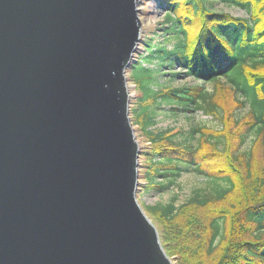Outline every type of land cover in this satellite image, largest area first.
<instances>
[{
	"label": "water",
	"instance_id": "obj_1",
	"mask_svg": "<svg viewBox=\"0 0 264 264\" xmlns=\"http://www.w3.org/2000/svg\"><path fill=\"white\" fill-rule=\"evenodd\" d=\"M140 0H0V264H175L137 200Z\"/></svg>",
	"mask_w": 264,
	"mask_h": 264
},
{
	"label": "trees",
	"instance_id": "obj_2",
	"mask_svg": "<svg viewBox=\"0 0 264 264\" xmlns=\"http://www.w3.org/2000/svg\"><path fill=\"white\" fill-rule=\"evenodd\" d=\"M163 3L164 35L175 45L168 51L167 43L147 44L148 55L132 64L129 75L137 92L132 124L151 146L141 153L139 181L144 185L138 191L163 193L190 169L224 185L180 206L172 199L143 210L176 264H264V0ZM217 3L248 16L216 11ZM154 59L160 68L176 65L185 77L213 85L212 92L200 86L155 89L157 72L145 67ZM168 76L171 81L179 77ZM162 106L216 116L221 129L195 127L190 135L197 144L182 145L173 130L155 131ZM250 136V149L243 152Z\"/></svg>",
	"mask_w": 264,
	"mask_h": 264
},
{
	"label": "rangeland",
	"instance_id": "obj_3",
	"mask_svg": "<svg viewBox=\"0 0 264 264\" xmlns=\"http://www.w3.org/2000/svg\"><path fill=\"white\" fill-rule=\"evenodd\" d=\"M141 1V19L143 23V37H142V44L139 46L137 53L135 54V61L140 62L143 61L144 58L148 55L149 50L146 47L147 44H150L151 47L157 46V44L162 43V37L159 38V33L162 34V27H163V16H164V3L162 0H140ZM161 5V6H160ZM214 10L220 12H226L231 14L234 17L240 18H247V13L245 11L237 10L234 8H227L221 4H215ZM165 39V38H164ZM169 43L166 47L167 50L172 48V44L176 42L175 39H168ZM172 40V41H171ZM150 63L147 65L145 64L146 68L153 70L156 73V84L154 85L155 89L159 87H166V88H180L182 86H200L203 87L208 92H212L213 85L211 84H203L194 82L191 79L186 78L185 76H180L175 78L174 81H171L170 77L168 76L169 68L168 67H159L160 64L157 60H149ZM132 66H130L128 70V78L129 75L132 74ZM159 69V70H158ZM175 72L178 68L177 66L173 69ZM182 71L179 72L181 74ZM158 84V85H157ZM135 85L129 82V90L131 93L132 101L131 106L134 100L137 97V92L135 91ZM172 108L169 106H162L158 109L156 115V122L157 125L154 128L155 131L159 130H166L171 129L174 133L177 134L176 141L182 145H196L197 139L196 137H192L190 134L191 130L195 127H204L206 126L207 129L214 130V128H219L220 120L218 117L212 116L213 120H206L202 115L199 113H185L180 112L175 113L172 112ZM245 114V111L238 112V115L242 116ZM131 117V112H130ZM215 123V124H214ZM213 126V127H212ZM134 128L136 139L139 143L141 152L144 149H149L151 146L149 143H146L142 138L140 132L137 130L136 127ZM218 131V130H217ZM254 137L250 136L244 146L242 147V151L246 152L250 149ZM141 164V160H140ZM140 178V173H139ZM144 185V183H141ZM224 184L212 182L210 180L205 179L202 176H199L197 173L190 169L182 173V175L175 181L174 185L163 193H154V192H137V199L141 207L146 206H154L157 204L165 205L169 203L172 199H176V205L180 206L186 203L189 199L196 195H209L214 194L219 188H222ZM151 220V219H150ZM153 223V222H152ZM156 227V226H155ZM176 264V263H175Z\"/></svg>",
	"mask_w": 264,
	"mask_h": 264
}]
</instances>
